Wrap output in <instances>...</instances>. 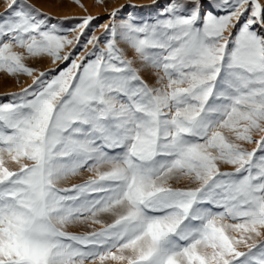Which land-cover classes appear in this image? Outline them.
I'll return each mask as SVG.
<instances>
[{
	"label": "snow or ice",
	"instance_id": "obj_1",
	"mask_svg": "<svg viewBox=\"0 0 264 264\" xmlns=\"http://www.w3.org/2000/svg\"><path fill=\"white\" fill-rule=\"evenodd\" d=\"M152 6L8 0L0 73L32 83L0 97V264H264V0Z\"/></svg>",
	"mask_w": 264,
	"mask_h": 264
},
{
	"label": "rangeland",
	"instance_id": "obj_2",
	"mask_svg": "<svg viewBox=\"0 0 264 264\" xmlns=\"http://www.w3.org/2000/svg\"><path fill=\"white\" fill-rule=\"evenodd\" d=\"M30 4L35 5L42 12L49 14L50 16L56 19H64L66 17H83L85 15H92L96 17L93 21V25L99 26L107 22L108 14L113 10L120 8L122 5L125 6L121 15H126L129 11H135L136 14L142 16L144 18H148L150 14H154L155 8L152 6L153 0H104L103 3L100 0H80V2L84 5V8H81L78 4L75 3V0H28ZM165 0H160V3L163 4ZM7 3L8 0H0V14H4L7 11ZM65 4L63 6H59V8H55V4ZM137 5L136 9L128 8L127 5ZM71 6V7H70ZM86 9V10H85ZM69 26L75 23V20L67 22ZM103 29L98 28L96 31L97 35L102 33ZM133 52L131 50L128 51V56L131 58L133 56ZM26 63H29L30 66L38 67L41 71H47L50 69H54L57 66L52 64L50 59H45L43 61L36 60H28ZM63 65H61L62 67ZM149 79V83H154V79L146 76ZM31 78L21 77L18 82L14 78L8 76L7 74L0 73V97L4 96L6 93L19 92L22 87H27L31 84ZM249 149L255 147V145H245ZM223 170L232 171L230 167L225 166ZM90 174L84 173L83 176L73 177L68 183L64 186H70L72 183H81L84 179H86ZM187 182L182 181L179 184H176L177 187L186 186ZM108 222H110V218H105ZM95 227H100L99 225ZM72 231L83 232L86 229L83 226L74 227L71 229Z\"/></svg>",
	"mask_w": 264,
	"mask_h": 264
},
{
	"label": "bare ground",
	"instance_id": "obj_3",
	"mask_svg": "<svg viewBox=\"0 0 264 264\" xmlns=\"http://www.w3.org/2000/svg\"><path fill=\"white\" fill-rule=\"evenodd\" d=\"M58 1L60 2V0H58ZM63 5H65V4H59V3L57 4V3H56L55 6H53V7H55V8H59V6H63ZM70 7H71V6H70Z\"/></svg>",
	"mask_w": 264,
	"mask_h": 264
}]
</instances>
